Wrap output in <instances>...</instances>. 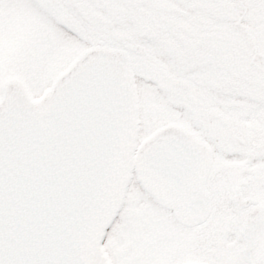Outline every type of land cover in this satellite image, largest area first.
Segmentation results:
<instances>
[{"label": "snow or ice", "instance_id": "snow-or-ice-1", "mask_svg": "<svg viewBox=\"0 0 264 264\" xmlns=\"http://www.w3.org/2000/svg\"><path fill=\"white\" fill-rule=\"evenodd\" d=\"M0 264H264V0H0Z\"/></svg>", "mask_w": 264, "mask_h": 264}, {"label": "water", "instance_id": "water-1", "mask_svg": "<svg viewBox=\"0 0 264 264\" xmlns=\"http://www.w3.org/2000/svg\"><path fill=\"white\" fill-rule=\"evenodd\" d=\"M73 100H69V109ZM69 113L52 112L48 114L39 123L28 122L26 117H20L19 125H13L10 128V135L15 138L17 135L25 137L24 150L17 153L15 145L11 149V174L15 177L18 174L30 175L34 170L35 150H45L54 142L62 139L63 129L68 119ZM15 193L13 192L11 200L14 203Z\"/></svg>", "mask_w": 264, "mask_h": 264}, {"label": "rangeland", "instance_id": "rangeland-1", "mask_svg": "<svg viewBox=\"0 0 264 264\" xmlns=\"http://www.w3.org/2000/svg\"><path fill=\"white\" fill-rule=\"evenodd\" d=\"M39 46L48 56L57 62L73 54L71 49H58L54 38L40 41ZM43 67L46 68L48 65H43Z\"/></svg>", "mask_w": 264, "mask_h": 264}]
</instances>
